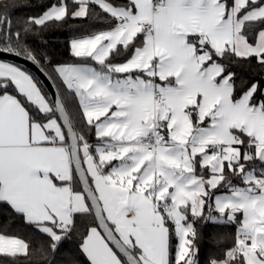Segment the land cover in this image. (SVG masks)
I'll return each instance as SVG.
<instances>
[{
    "label": "snow or ice",
    "instance_id": "6c2138e0",
    "mask_svg": "<svg viewBox=\"0 0 264 264\" xmlns=\"http://www.w3.org/2000/svg\"><path fill=\"white\" fill-rule=\"evenodd\" d=\"M16 6L0 4V57L41 69L37 32L106 25L70 41L51 98L0 59V205L47 238L49 264L76 236L63 264H199L198 221L235 226L210 264H264V83L236 70H264V0H56L23 20ZM30 255L0 226V264Z\"/></svg>",
    "mask_w": 264,
    "mask_h": 264
},
{
    "label": "trees",
    "instance_id": "16d2710c",
    "mask_svg": "<svg viewBox=\"0 0 264 264\" xmlns=\"http://www.w3.org/2000/svg\"><path fill=\"white\" fill-rule=\"evenodd\" d=\"M54 2L56 0H0V4L15 3L17 5L12 9V14L13 19L19 20L41 14L45 5ZM105 26L104 21L95 18L92 20H69L66 25L50 26L43 31L37 32L30 38L29 42L38 53L46 54L50 58V63H45L43 68L44 72L50 76L53 75L52 68L55 64L73 63L76 61L70 50V41L73 38L93 34L103 30ZM236 70L240 74L241 80L245 83L253 78L264 83V70L260 69L255 63L238 65ZM70 111L75 120L78 121V110L75 104H70ZM88 138L90 142L96 140L93 134H89ZM87 223H90V219L81 221L80 231H83V225ZM0 226L4 228L8 235L22 238L30 245L31 255L27 258H20L16 261V264H49L52 261L53 253L49 248L47 238L34 228L26 225L20 217L13 215L7 206L4 205H0ZM196 230L198 235L195 240V246L199 250L197 257L199 264H210L212 259L219 257L227 247L231 246L235 235V226L229 224H206L204 221H198ZM78 238L76 236L72 240L64 242V246L55 254L54 264H63L64 257L69 250L72 252L76 251ZM172 242L175 244V237H173ZM4 259L6 258L0 257V260Z\"/></svg>",
    "mask_w": 264,
    "mask_h": 264
},
{
    "label": "water",
    "instance_id": "95a60500",
    "mask_svg": "<svg viewBox=\"0 0 264 264\" xmlns=\"http://www.w3.org/2000/svg\"><path fill=\"white\" fill-rule=\"evenodd\" d=\"M0 59L19 65L22 68L31 72L41 82V85L45 88V90L50 93V98H51V94L55 93V87L52 80L48 79V75L37 64L29 60H26L22 57H16L14 55H8V54H5L3 57H0Z\"/></svg>",
    "mask_w": 264,
    "mask_h": 264
},
{
    "label": "crops",
    "instance_id": "0c3cea01",
    "mask_svg": "<svg viewBox=\"0 0 264 264\" xmlns=\"http://www.w3.org/2000/svg\"><path fill=\"white\" fill-rule=\"evenodd\" d=\"M91 35V34H90ZM87 36H89V35H86V36H81V37H87ZM78 38V37H77ZM13 64V63H12ZM16 65V64H15ZM21 67V66H20ZM22 68V67H21ZM22 69H24V68H22ZM92 143H96V140L94 141V142H92Z\"/></svg>",
    "mask_w": 264,
    "mask_h": 264
},
{
    "label": "rangeland",
    "instance_id": "374dc122",
    "mask_svg": "<svg viewBox=\"0 0 264 264\" xmlns=\"http://www.w3.org/2000/svg\"><path fill=\"white\" fill-rule=\"evenodd\" d=\"M176 239H177V238L175 237V244H176ZM175 244H174V245H175Z\"/></svg>",
    "mask_w": 264,
    "mask_h": 264
}]
</instances>
